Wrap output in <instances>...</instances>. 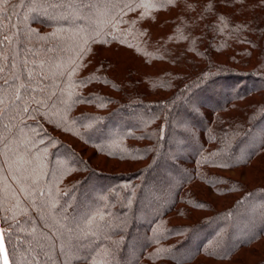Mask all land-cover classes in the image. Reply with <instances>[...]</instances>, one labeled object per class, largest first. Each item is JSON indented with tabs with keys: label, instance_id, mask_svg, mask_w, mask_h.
<instances>
[{
	"label": "trees",
	"instance_id": "trees-1",
	"mask_svg": "<svg viewBox=\"0 0 264 264\" xmlns=\"http://www.w3.org/2000/svg\"><path fill=\"white\" fill-rule=\"evenodd\" d=\"M0 7L8 264H264V0Z\"/></svg>",
	"mask_w": 264,
	"mask_h": 264
},
{
	"label": "snow or ice",
	"instance_id": "snow-or-ice-1",
	"mask_svg": "<svg viewBox=\"0 0 264 264\" xmlns=\"http://www.w3.org/2000/svg\"><path fill=\"white\" fill-rule=\"evenodd\" d=\"M9 2V0H0V5H4L7 4ZM21 3H23V0H21ZM4 11V9L2 7H0V14H2V12ZM0 28H2V26H0ZM0 71H2V69H0ZM13 84H15V81H13ZM17 87H24L27 88V85H18ZM3 103L2 98H0V104ZM0 114H2V112H0ZM0 252H3V244L0 243ZM3 264H8V259H7V255L4 254L3 256Z\"/></svg>",
	"mask_w": 264,
	"mask_h": 264
},
{
	"label": "rangeland",
	"instance_id": "rangeland-1",
	"mask_svg": "<svg viewBox=\"0 0 264 264\" xmlns=\"http://www.w3.org/2000/svg\"><path fill=\"white\" fill-rule=\"evenodd\" d=\"M196 106H197V105L193 103V107L196 108ZM180 150H181V152H184L183 149H180ZM179 152H180V151H179ZM94 193H95V191H94V192L92 191L90 194H94ZM81 201H82V200H81ZM81 201H80V202H81ZM3 239H4V235H3L2 227L0 226V243H2V244L4 245V240H3ZM3 253L6 254L5 250H3ZM3 253H2V254H3ZM3 256H4V255H3Z\"/></svg>",
	"mask_w": 264,
	"mask_h": 264
}]
</instances>
